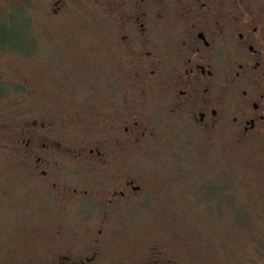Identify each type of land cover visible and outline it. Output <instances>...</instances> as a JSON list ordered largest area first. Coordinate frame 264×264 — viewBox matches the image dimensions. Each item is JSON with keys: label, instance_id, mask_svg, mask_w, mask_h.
<instances>
[{"label": "rangeland", "instance_id": "obj_1", "mask_svg": "<svg viewBox=\"0 0 264 264\" xmlns=\"http://www.w3.org/2000/svg\"><path fill=\"white\" fill-rule=\"evenodd\" d=\"M102 4L0 0V29L18 35L17 44L27 49L0 44L1 136L14 140L27 125L29 131L32 120L51 119L54 131L78 137L76 143L93 133L105 143L110 95L117 91L107 84L112 69ZM152 121L155 139L126 152L122 167L113 164L105 172L77 166L87 186L121 173L149 187L145 198L109 217L107 262L157 242L182 261L264 264V129L240 143L221 127L202 131L166 113L154 114ZM1 136L0 264L33 263L47 257L48 248L78 245L94 235L101 206L86 198L62 203L14 155V143ZM64 163L62 170L73 173Z\"/></svg>", "mask_w": 264, "mask_h": 264}, {"label": "flooded vegetation", "instance_id": "obj_2", "mask_svg": "<svg viewBox=\"0 0 264 264\" xmlns=\"http://www.w3.org/2000/svg\"><path fill=\"white\" fill-rule=\"evenodd\" d=\"M102 6L112 69L107 84L117 91L110 95L105 143L97 133L76 143L78 137L54 131L51 119L32 120L29 131L27 125L14 140L0 135L14 143L24 166L29 164L39 184L62 203L86 198L101 206L96 233L88 240L48 248L47 257L24 264H197L157 242L107 262L109 217L145 198L149 187L121 173L87 186L77 166L105 172L113 164L122 167L126 152L155 139L154 114L183 118L202 131L221 127L240 143L259 136L264 129V0H103ZM64 161L73 173L62 170Z\"/></svg>", "mask_w": 264, "mask_h": 264}, {"label": "trees", "instance_id": "obj_3", "mask_svg": "<svg viewBox=\"0 0 264 264\" xmlns=\"http://www.w3.org/2000/svg\"><path fill=\"white\" fill-rule=\"evenodd\" d=\"M5 34H9V30L6 31L5 29L1 28L0 29V44L9 43L11 45H16V47H19V48L22 47L23 48V46H20V45L17 44V42L19 40V36L18 35H14L13 36V33H12L11 36H6ZM23 50H27V49L23 48ZM2 91H3V89H2V87H0V93ZM14 155H16L17 158H19L21 160V162H23V160L19 157L18 154H14ZM241 221L246 224V220L241 219Z\"/></svg>", "mask_w": 264, "mask_h": 264}]
</instances>
